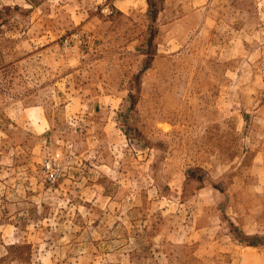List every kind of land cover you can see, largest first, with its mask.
Listing matches in <instances>:
<instances>
[{"label":"rangeland","instance_id":"obj_1","mask_svg":"<svg viewBox=\"0 0 264 264\" xmlns=\"http://www.w3.org/2000/svg\"><path fill=\"white\" fill-rule=\"evenodd\" d=\"M0 264H264V0H0Z\"/></svg>","mask_w":264,"mask_h":264}]
</instances>
